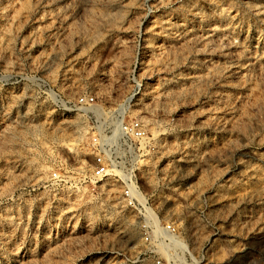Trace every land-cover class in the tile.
Instances as JSON below:
<instances>
[{
	"label": "rangeland",
	"instance_id": "374dc122",
	"mask_svg": "<svg viewBox=\"0 0 264 264\" xmlns=\"http://www.w3.org/2000/svg\"><path fill=\"white\" fill-rule=\"evenodd\" d=\"M159 258L264 264V0H0V264Z\"/></svg>",
	"mask_w": 264,
	"mask_h": 264
},
{
	"label": "built area",
	"instance_id": "2783aa9c",
	"mask_svg": "<svg viewBox=\"0 0 264 264\" xmlns=\"http://www.w3.org/2000/svg\"><path fill=\"white\" fill-rule=\"evenodd\" d=\"M82 101H84V99ZM121 129L126 134L129 133V130L134 131L135 134L138 136H143L145 134V129H144L143 125L138 120L130 122V123L122 122L121 123ZM97 140H99V139L97 138ZM100 141H102V140L100 139ZM99 143L102 147V143L101 142H99ZM98 160H99V162L97 163V166H96V175H103L107 172V159L104 156L100 155L98 157ZM170 228H173V227L168 226L167 232H169ZM162 238L171 241L172 234H164L162 236ZM185 255H186V253H185ZM157 264H165V263H164L162 258H159L157 260Z\"/></svg>",
	"mask_w": 264,
	"mask_h": 264
},
{
	"label": "bare ground",
	"instance_id": "6f19581e",
	"mask_svg": "<svg viewBox=\"0 0 264 264\" xmlns=\"http://www.w3.org/2000/svg\"><path fill=\"white\" fill-rule=\"evenodd\" d=\"M141 124H142V121L138 120ZM143 125V124H142ZM144 126V125H143ZM120 129V128H119ZM120 131V130H119ZM115 170V169H114ZM110 172H113V169H109ZM133 191H135V187H134V184H133ZM177 242V241H176ZM180 243V244H178ZM174 248H180V249H184L185 248V245L181 242H177V244L174 245ZM177 255H179L180 257H186L185 255V252H177ZM184 263V262H183ZM182 263V264H183Z\"/></svg>",
	"mask_w": 264,
	"mask_h": 264
}]
</instances>
